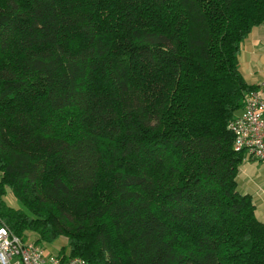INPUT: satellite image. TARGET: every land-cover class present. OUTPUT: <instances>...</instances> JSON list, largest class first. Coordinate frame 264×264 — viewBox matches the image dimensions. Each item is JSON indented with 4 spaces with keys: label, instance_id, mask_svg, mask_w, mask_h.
Instances as JSON below:
<instances>
[{
    "label": "trees",
    "instance_id": "obj_1",
    "mask_svg": "<svg viewBox=\"0 0 264 264\" xmlns=\"http://www.w3.org/2000/svg\"><path fill=\"white\" fill-rule=\"evenodd\" d=\"M263 22L264 0H0V224L88 264H264L228 128Z\"/></svg>",
    "mask_w": 264,
    "mask_h": 264
},
{
    "label": "built area",
    "instance_id": "obj_2",
    "mask_svg": "<svg viewBox=\"0 0 264 264\" xmlns=\"http://www.w3.org/2000/svg\"><path fill=\"white\" fill-rule=\"evenodd\" d=\"M233 148L264 163V82L244 96L239 111L228 122ZM0 264H88L78 256H59L42 244L24 240L0 224Z\"/></svg>",
    "mask_w": 264,
    "mask_h": 264
},
{
    "label": "crops",
    "instance_id": "obj_3",
    "mask_svg": "<svg viewBox=\"0 0 264 264\" xmlns=\"http://www.w3.org/2000/svg\"><path fill=\"white\" fill-rule=\"evenodd\" d=\"M255 28H257L256 33H259L258 37L253 39L252 48L246 54H249L253 50L256 51V46H260L261 43L263 44L264 42V22L255 26ZM247 58L248 55L243 61H241V59L238 61V66L243 76L245 75L244 70L248 66L247 63L252 62V60L247 62ZM252 83L258 84V82ZM236 181L238 190L242 193H248L250 195L254 205L256 217L264 222V163L257 161L254 157L248 155L247 153H243L242 161L238 167Z\"/></svg>",
    "mask_w": 264,
    "mask_h": 264
},
{
    "label": "rangeland",
    "instance_id": "obj_4",
    "mask_svg": "<svg viewBox=\"0 0 264 264\" xmlns=\"http://www.w3.org/2000/svg\"><path fill=\"white\" fill-rule=\"evenodd\" d=\"M254 29V30H253ZM251 32L247 35V37L242 41L240 51L238 53V61H243L245 57L248 55V58L246 59L248 66L244 70V76L245 79L252 83V82H264V42L261 45L256 46V51H251L249 54H246L249 52L253 45V39L255 37H258L259 33H256L257 28H253ZM263 40V39H261ZM255 53V54H254ZM254 54V55H253ZM257 84V83H256ZM246 153V152H243ZM7 205L13 206V207H21L20 203L16 200L15 196L10 192L9 189H7L6 194L2 198ZM22 237V236H21ZM36 235L31 231H25L23 234L24 240H29L35 242ZM37 244L44 245L47 250L53 254L57 255H64L68 256L67 250L64 251V246L66 245V239L64 237H59L55 239L51 243L47 242H35Z\"/></svg>",
    "mask_w": 264,
    "mask_h": 264
}]
</instances>
